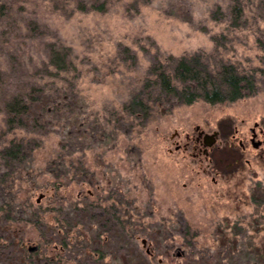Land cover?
Listing matches in <instances>:
<instances>
[{
  "label": "rangeland",
  "instance_id": "obj_1",
  "mask_svg": "<svg viewBox=\"0 0 264 264\" xmlns=\"http://www.w3.org/2000/svg\"><path fill=\"white\" fill-rule=\"evenodd\" d=\"M234 1L244 8L237 26ZM53 48L70 62L57 78L43 69ZM192 55L213 71L236 67L254 91L215 104L165 100L145 122L127 117L133 95L156 96L142 89L150 70ZM35 82L41 102L64 92V110L43 115L51 125L7 131L5 100ZM256 125L264 142V0H0V145L22 139L25 153L0 157V264H81L86 251H101L103 264H258ZM199 131L217 134L202 153Z\"/></svg>",
  "mask_w": 264,
  "mask_h": 264
},
{
  "label": "trees",
  "instance_id": "obj_2",
  "mask_svg": "<svg viewBox=\"0 0 264 264\" xmlns=\"http://www.w3.org/2000/svg\"><path fill=\"white\" fill-rule=\"evenodd\" d=\"M103 6L104 4L101 3L96 9H102ZM79 7L81 8L83 6H78V9ZM92 9H95V7ZM243 9L241 3L234 1V5L232 6V14H234L232 20L233 26L239 24V19L244 15ZM214 15L213 17L215 18ZM49 51V61L47 65H44L45 67L43 69L49 74L51 71H54L50 76H56L57 78L59 73L65 72L70 62L67 60L66 54L57 49L53 48ZM150 72L154 80H146L142 89L150 88L151 90L152 88L156 90L157 93L154 94L156 96L151 95L150 91L147 93L145 90H140V92L133 95L123 106L128 118L133 117L136 121L145 122L151 110L150 105L152 103L161 104L165 100H175L183 104H191L196 100H203L207 103L215 104L234 101L247 93L253 92L255 89V79L253 77L246 76L244 73L239 72L236 67L225 63L219 64L214 71L210 70L200 60L198 55H192L190 57L182 56L177 59L168 57L166 64H160L157 68L150 70ZM43 94L44 89L39 86V82H35L31 85L30 92L25 94L18 92L8 100H5L2 110L4 112V124L7 131H12L19 126L20 128H24L30 125L31 128H42L47 123L51 125L43 115L54 113L58 116L65 108L67 97L64 92L56 89L55 94L51 96L47 95L43 100L44 102H41L40 100ZM39 102L42 104H39ZM40 105L44 106L40 107ZM29 120H31V123ZM5 139H2V144L0 145V157L2 160L7 159L13 161L23 159L25 153L22 139L19 142V140L12 138L8 143ZM62 144L65 146L64 142ZM5 175V173H1V176ZM6 190L10 189L6 188ZM7 207L9 216L11 214L9 211L11 207L9 204H7ZM104 226L106 227V224ZM67 246L68 242L64 238L60 250L66 249ZM54 250L59 249L55 248ZM253 254L257 258L256 262L258 264H264V247L263 251H255ZM27 259L29 260L30 257L27 256ZM24 264L37 263L32 258L29 261H25Z\"/></svg>",
  "mask_w": 264,
  "mask_h": 264
},
{
  "label": "flooded vegetation",
  "instance_id": "obj_3",
  "mask_svg": "<svg viewBox=\"0 0 264 264\" xmlns=\"http://www.w3.org/2000/svg\"><path fill=\"white\" fill-rule=\"evenodd\" d=\"M257 125L256 127L250 129V133L251 135H255V139L257 138V133H256V129H257ZM259 134H263V131L261 129H259ZM204 138H205V134L202 132V131H199L197 133V136L194 138V149H198L199 152H204ZM264 142H261V145L263 144ZM176 148L178 149L179 146H176ZM186 148V146H185ZM107 225V223L105 222L104 224H102V228L103 229H107V226L105 227L104 225ZM104 226V227H103ZM105 230H103L104 232ZM57 249V248H56ZM103 253L100 251V252H94L92 253V255L90 256L88 254V251L84 252L83 254V258L82 260L79 261V263L81 264H103V261H104V254L102 255ZM146 254L147 256H151V252L150 250H146ZM182 256V255H180ZM95 258V259H94ZM94 260V262H93ZM160 263V261H159Z\"/></svg>",
  "mask_w": 264,
  "mask_h": 264
},
{
  "label": "water",
  "instance_id": "obj_4",
  "mask_svg": "<svg viewBox=\"0 0 264 264\" xmlns=\"http://www.w3.org/2000/svg\"><path fill=\"white\" fill-rule=\"evenodd\" d=\"M216 135V133H213L212 135H206L204 138V147H210L215 142ZM250 142L253 148H257L261 145L260 141H255V135H252ZM142 243H145L144 240H142Z\"/></svg>",
  "mask_w": 264,
  "mask_h": 264
}]
</instances>
